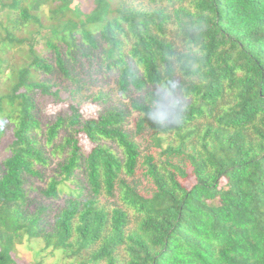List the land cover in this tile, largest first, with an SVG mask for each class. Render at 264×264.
Returning a JSON list of instances; mask_svg holds the SVG:
<instances>
[{"label": "trees", "instance_id": "trees-1", "mask_svg": "<svg viewBox=\"0 0 264 264\" xmlns=\"http://www.w3.org/2000/svg\"><path fill=\"white\" fill-rule=\"evenodd\" d=\"M4 11L0 264H264V0Z\"/></svg>", "mask_w": 264, "mask_h": 264}, {"label": "rangeland", "instance_id": "rangeland-1", "mask_svg": "<svg viewBox=\"0 0 264 264\" xmlns=\"http://www.w3.org/2000/svg\"><path fill=\"white\" fill-rule=\"evenodd\" d=\"M6 11L2 12L0 17L1 18H5L6 15ZM124 101H128V98L123 99ZM89 106V105H88ZM88 106L84 105L83 107V111L85 112V114H87V109ZM56 109H58L57 105H51L48 107V111L52 112L55 111ZM149 137V134H147L146 136H144V139L146 140ZM13 139V135H7L1 142H0V160H2L3 158H5L7 156V154L9 153V144ZM82 143L85 145L86 148H90L91 147V143L89 142V140H87L86 138H82ZM145 146L148 145V142L146 140V143H144ZM187 184L189 183V181L186 182ZM32 195H37L36 192H33ZM40 199L42 200V198L40 197ZM46 202V201H44ZM51 203V202H48ZM62 206V201L57 200L54 203V208L53 210H51V217L52 215L57 211V209L59 207ZM43 246V244L41 242H39L38 244H36L35 247H30L27 243L24 245H20L18 247V254L17 257H19L20 260H22V262L24 264H31L32 260L35 258L36 255V251L37 249L39 250L41 247ZM44 255L47 259L48 262H52L55 259H58V253L57 255H48V252H44Z\"/></svg>", "mask_w": 264, "mask_h": 264}]
</instances>
